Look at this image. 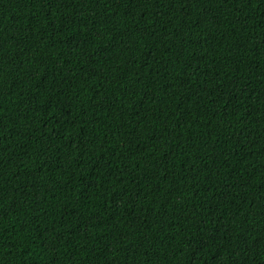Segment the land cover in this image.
Returning a JSON list of instances; mask_svg holds the SVG:
<instances>
[{"label": "trees", "instance_id": "1", "mask_svg": "<svg viewBox=\"0 0 264 264\" xmlns=\"http://www.w3.org/2000/svg\"><path fill=\"white\" fill-rule=\"evenodd\" d=\"M0 264H264V0H0Z\"/></svg>", "mask_w": 264, "mask_h": 264}]
</instances>
